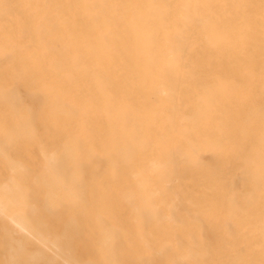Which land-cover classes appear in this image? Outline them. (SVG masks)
<instances>
[{
    "label": "bare ground",
    "instance_id": "6f19581e",
    "mask_svg": "<svg viewBox=\"0 0 264 264\" xmlns=\"http://www.w3.org/2000/svg\"><path fill=\"white\" fill-rule=\"evenodd\" d=\"M110 1L111 66L124 73L100 93L110 98L79 93L69 119V109L55 111L59 122L49 106L41 133L28 105L16 151L31 156L29 168L10 164L0 186V264H264V83L256 81L264 68L250 84L245 72L201 68L198 84L174 67L176 26L192 0ZM68 3L81 20L80 49L103 64V0ZM222 30L209 24L204 42L223 39L210 34ZM38 157L43 167L29 176ZM11 224L42 250L28 255Z\"/></svg>",
    "mask_w": 264,
    "mask_h": 264
},
{
    "label": "rangeland",
    "instance_id": "374dc122",
    "mask_svg": "<svg viewBox=\"0 0 264 264\" xmlns=\"http://www.w3.org/2000/svg\"><path fill=\"white\" fill-rule=\"evenodd\" d=\"M55 2L0 0V186L4 185L11 173L10 164L20 161L25 165L22 167L24 173L29 168L27 164L31 156L16 151L19 147L16 136L18 124L24 118L28 105H33L37 119L36 131L41 133L44 129L43 117L49 106L59 122L63 114L55 111L62 107L69 109V119L76 112L75 102L81 98L79 93L84 92V99L87 100L110 98L100 93H106L111 85L114 86L116 82L111 81L113 75L120 74L122 77L124 73V67H117L114 61L111 66L116 27L113 21L116 20V14L111 1L103 0L107 28L102 33L101 41H104L108 53L102 58L103 64L94 60L90 50L80 49L81 20L76 10L72 5L69 6L68 0H64L60 7ZM171 10L172 6L169 7ZM94 23V28H98V21ZM209 24L223 29L210 33L219 34L223 39L204 42L203 36L209 33ZM176 29L180 41L176 52L181 64L174 67H182L185 74L198 84L204 83L198 71L201 68L245 72L251 80L246 82L248 84L256 75H264L257 72L258 68H264V64H258L264 61V0H192ZM94 74L98 76L97 87ZM263 75L256 80L257 83H264ZM156 81L159 82L158 79ZM189 83V79L181 81V88L185 90ZM177 105L179 113L185 114L186 105L180 101ZM203 157L207 159L208 154L204 153ZM38 158L36 168L29 176L42 169L44 159ZM41 197V193L36 195V198ZM36 200L41 202L40 199ZM108 200L111 204L119 201L116 196ZM63 207L65 212L70 210ZM10 233L27 241L28 255L42 250L41 244L32 234L20 231L12 224ZM91 236L87 229L82 231L84 240L87 241ZM2 240L0 230V242ZM46 251L54 255L53 248ZM85 255V259L91 256L89 246L86 247Z\"/></svg>",
    "mask_w": 264,
    "mask_h": 264
}]
</instances>
